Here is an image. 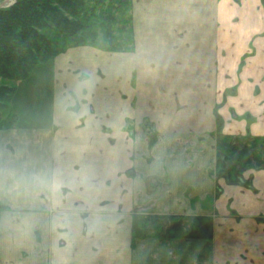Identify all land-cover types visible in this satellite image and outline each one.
<instances>
[{"label":"crops","instance_id":"0c3cea01","mask_svg":"<svg viewBox=\"0 0 264 264\" xmlns=\"http://www.w3.org/2000/svg\"><path fill=\"white\" fill-rule=\"evenodd\" d=\"M132 1L131 51L58 54L45 124L0 132V264H264V169L217 196L211 174L217 104L224 133L264 135L261 1ZM134 213L213 233L134 238Z\"/></svg>","mask_w":264,"mask_h":264},{"label":"trees","instance_id":"16d2710c","mask_svg":"<svg viewBox=\"0 0 264 264\" xmlns=\"http://www.w3.org/2000/svg\"><path fill=\"white\" fill-rule=\"evenodd\" d=\"M260 1L264 9V0ZM130 5L131 0H14L0 7V132L12 130L21 122L12 99L16 82L30 79L34 72H44L58 54L84 45L104 51H131ZM219 106L214 109L215 169L211 173L215 196L222 192L219 178L227 184L253 188L252 175L245 177L244 172L264 169V135L224 133ZM131 230L134 238L211 237L213 221L206 215L144 219L134 213Z\"/></svg>","mask_w":264,"mask_h":264},{"label":"rangeland","instance_id":"374dc122","mask_svg":"<svg viewBox=\"0 0 264 264\" xmlns=\"http://www.w3.org/2000/svg\"><path fill=\"white\" fill-rule=\"evenodd\" d=\"M133 1L131 0V5H130V9L128 10V13H131L132 15V11H133ZM92 49H96L97 48H92ZM91 50V49H90ZM53 67V73H54V64L52 65ZM47 71L49 69V66L47 68H45ZM43 72L39 73V72H34L32 73V77L31 79L25 80V81H19L16 82V91L13 95V105L15 106V104H17V111L20 112L19 115V120L21 122L27 123V124H33L36 123L37 121H39V123L45 124L44 122L47 121V117H46V113L44 110H48L50 107V100H51V96L53 93V88L50 86L49 81L48 80V75L42 74ZM39 75L43 78L46 79L44 81H40ZM54 79V77H53ZM53 79H51V84L53 82ZM43 82V87L44 89L41 90V95L39 97V101L36 102V98L38 97V94H36L38 92V90L41 89V85ZM32 91L35 92V94H32ZM35 110H38L37 113L35 115H37V117L34 116V114L30 113V109L34 108ZM15 108V107H14ZM148 214H141L140 218H144L147 216Z\"/></svg>","mask_w":264,"mask_h":264},{"label":"water","instance_id":"95a60500","mask_svg":"<svg viewBox=\"0 0 264 264\" xmlns=\"http://www.w3.org/2000/svg\"><path fill=\"white\" fill-rule=\"evenodd\" d=\"M11 0H4L3 2L0 3V7H4L7 6L8 4H10Z\"/></svg>","mask_w":264,"mask_h":264}]
</instances>
